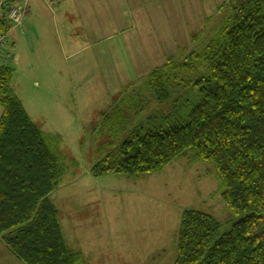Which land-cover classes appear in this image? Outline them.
Masks as SVG:
<instances>
[{
	"label": "trees",
	"instance_id": "obj_1",
	"mask_svg": "<svg viewBox=\"0 0 264 264\" xmlns=\"http://www.w3.org/2000/svg\"><path fill=\"white\" fill-rule=\"evenodd\" d=\"M12 76L0 66V240L24 264H87L50 200L65 172L61 140L31 120ZM143 81L147 95L105 114L110 143L92 175L135 178L188 156L212 164L232 218L184 211L175 264H264V0H235L201 49L168 58ZM153 106L130 128L125 109L137 116Z\"/></svg>",
	"mask_w": 264,
	"mask_h": 264
},
{
	"label": "rangeland",
	"instance_id": "obj_2",
	"mask_svg": "<svg viewBox=\"0 0 264 264\" xmlns=\"http://www.w3.org/2000/svg\"><path fill=\"white\" fill-rule=\"evenodd\" d=\"M122 2L107 18L92 19L94 33L89 29L88 36L73 17L63 22L51 6L34 5L27 22V4L13 3L26 9L21 24L7 31L3 59L13 69L11 87L31 120L61 140L65 172L50 200L64 230L78 218L95 223L87 234L78 231L81 237L69 246L87 258L93 255L98 264H118L119 256L120 264H175L184 211H202L223 224L232 218L214 166L188 156L155 174L95 178L91 170L110 143L101 122L126 97L147 95L143 79L168 58L201 49L235 0ZM154 107L137 116L125 109L130 128Z\"/></svg>",
	"mask_w": 264,
	"mask_h": 264
},
{
	"label": "crops",
	"instance_id": "obj_3",
	"mask_svg": "<svg viewBox=\"0 0 264 264\" xmlns=\"http://www.w3.org/2000/svg\"><path fill=\"white\" fill-rule=\"evenodd\" d=\"M22 1H24V2H22ZM24 3L27 4V14H28L27 15V19H28L27 22L29 21V18H30L29 15L31 14L30 10L32 9V7L34 5H44L48 9L51 6V11H55L57 17L60 16L59 19L62 20L63 22H67V21H69V18L73 17L75 22H77V23H75V25L78 26L79 28H81V26H82L84 28L85 32H87V36L90 35L89 29H91L92 33H94V28H93L94 24H93L92 19L99 18L100 20H102L103 17L107 18L106 13H108L112 9L118 10L121 8L120 6H113V5H125L122 2V0H18L15 2V5H21V4L23 5ZM52 5H57L56 10L52 9L53 8ZM119 16L122 18L121 13L119 14ZM102 22L103 23H100V24L104 25L105 22L104 21H102ZM12 30H14V29H12ZM4 61L5 60L3 59L1 65H6V63ZM104 114H105V112H104ZM100 120H101V118H100ZM59 214H60V212H59ZM72 222H73V224H72L71 228H67L64 230L63 225L61 223V218H60V224L62 227L64 239H65L68 247L71 250H73V248H71L68 243H70V245L73 247V245H74L73 241L78 240L77 236H80L78 231H80L81 235L84 233L87 234L86 231L91 230V229H95V227H96L95 223L91 222L90 219L80 220L78 218V221H72ZM88 241H90V240L88 239ZM89 243H91V242H89ZM93 250H94V247L92 250H89V251H93ZM157 250L158 249L156 248V251ZM73 251H75V250H73ZM75 252L81 253L83 255L85 261L86 260L88 261V262L86 261L87 264H98V263L94 262L95 261L94 259L96 257H94L93 255L89 254V257H88L89 260H88L87 255L84 254L83 252H80V251H75ZM139 255L141 257H144L143 254H139ZM152 256L145 255V259H149ZM119 257H120V260H119L118 264H120L121 259H122V256H119ZM91 258H94V259H91ZM144 262H147V261L144 260ZM0 264H23L20 260H18L14 256V254L8 249V247L2 241H0ZM144 264H146V263H144Z\"/></svg>",
	"mask_w": 264,
	"mask_h": 264
},
{
	"label": "built area",
	"instance_id": "obj_4",
	"mask_svg": "<svg viewBox=\"0 0 264 264\" xmlns=\"http://www.w3.org/2000/svg\"><path fill=\"white\" fill-rule=\"evenodd\" d=\"M25 9L26 7L22 8L10 5L7 0H0V21L8 22L11 27L18 26L23 21L21 18ZM7 36V32H0V66L3 60L4 51L9 45Z\"/></svg>",
	"mask_w": 264,
	"mask_h": 264
}]
</instances>
